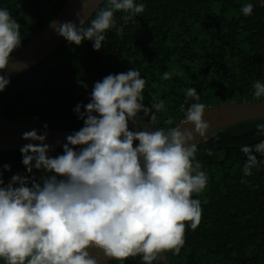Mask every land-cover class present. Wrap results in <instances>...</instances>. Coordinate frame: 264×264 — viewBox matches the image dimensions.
Returning <instances> with one entry per match:
<instances>
[{"label": "clouds", "instance_id": "clouds-1", "mask_svg": "<svg viewBox=\"0 0 264 264\" xmlns=\"http://www.w3.org/2000/svg\"><path fill=\"white\" fill-rule=\"evenodd\" d=\"M89 3L94 4L91 20L77 15L79 27L72 21H54L51 27L70 44L92 41L96 51L115 27L114 13H124L125 22H135L145 11V5L135 0H107V7H100L101 0H81V9H88ZM240 12L251 16L253 4H243ZM20 27L7 9H0V71L7 69L11 54L22 46ZM173 74L166 71L161 79ZM9 83L0 75V92ZM78 83L87 87L83 81ZM145 85L136 68L95 82L84 110L80 104L73 109L83 126L66 137L63 154L48 155L46 131L22 134V139L39 142L20 148L22 164L27 173L36 169L42 175L37 179L15 174L6 186H0V260L4 264H99L90 250L105 259L123 262L140 256L142 264H153L164 253H180L186 228L194 231L202 218V201L193 195L205 191L209 177L196 160V142L197 137L206 138L210 124L203 119L206 105L190 87L186 99L196 102L186 107L182 122L149 129L147 123L156 122L165 102L153 96L151 107H146ZM252 88L255 100L264 98V83L257 80ZM145 117H149L147 123ZM130 122L146 130L131 131ZM164 123L171 125L173 120ZM257 129V134L264 133V124ZM76 146L82 147L77 151ZM241 152L246 156L241 169L244 177L264 165L257 158V154L264 157V140L242 146ZM3 169L9 171L10 165ZM241 183L247 181L242 178ZM0 185H4L2 172Z\"/></svg>", "mask_w": 264, "mask_h": 264}, {"label": "trees", "instance_id": "trees-1", "mask_svg": "<svg viewBox=\"0 0 264 264\" xmlns=\"http://www.w3.org/2000/svg\"><path fill=\"white\" fill-rule=\"evenodd\" d=\"M67 1L0 0V9H7L21 26L22 45ZM135 2L143 3L145 11L135 22H125L124 13H114L115 27L108 30L99 51L93 50L92 41L79 46L65 41L42 62L8 78L10 83L0 92V116L53 129L79 130L83 120L73 109L80 104L84 110L94 83L132 68L146 80L144 105L151 107L153 96L165 102L155 123L144 118L154 129L175 127L183 119L186 107L196 102L186 99L190 87L206 107L255 100L253 82L264 83V0ZM246 3L253 4L248 17L240 12ZM100 7H107V0ZM166 71L174 74L163 80ZM169 118L173 123L166 125ZM258 124H264V119L241 121L197 143L196 160L209 177L205 191L193 195L202 201V218L194 231L186 228L185 244L178 255L165 253L171 264H264V165L254 168L251 176L244 177L241 171L246 161L241 147L264 140V133L257 134ZM62 146H50L48 155L63 154ZM257 158L264 160L259 154ZM5 164L10 165L9 171L3 169ZM0 172L4 181L0 186H6L15 174L37 179L42 175L36 169L27 173L20 149L0 150ZM242 178L247 183H241ZM0 264L4 262L0 260ZM106 264H142V259L137 256ZM153 264L163 263L158 259Z\"/></svg>", "mask_w": 264, "mask_h": 264}, {"label": "water", "instance_id": "water-1", "mask_svg": "<svg viewBox=\"0 0 264 264\" xmlns=\"http://www.w3.org/2000/svg\"><path fill=\"white\" fill-rule=\"evenodd\" d=\"M104 0H101V4ZM100 4V5H101ZM94 4L89 3L88 9H81V0H68L65 5L28 41L22 44L19 49H16L11 54V59L7 69L0 71V75L10 78L23 70L43 61L50 53H52L60 44L66 40L63 37L56 35L55 30L51 27L52 22H75L79 27L77 15L81 19H90L93 15L92 9ZM209 122L210 128L206 138L197 137L198 141H205L209 134L226 126L250 119H264V101H225L215 105L206 107L203 117ZM183 120V119H182ZM182 120L177 124L179 125ZM149 129L154 128L148 125ZM129 130H146L143 127H134L130 122ZM183 127H189L184 125ZM36 130L38 135L47 132L45 143L49 146H61L65 144L66 137L74 131L70 129H45L43 126L33 125L22 121L8 119L0 116V150H16L26 144H38V141L22 139V134L27 131ZM59 141V143H57ZM138 144V141L136 142ZM90 255L99 260V264H106L110 259H105L102 255L97 254L96 250H90ZM163 264H171L165 253L160 259Z\"/></svg>", "mask_w": 264, "mask_h": 264}]
</instances>
